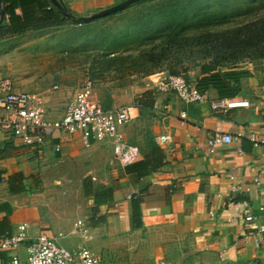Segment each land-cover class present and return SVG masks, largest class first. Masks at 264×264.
<instances>
[{
    "label": "crops",
    "instance_id": "0c3cea01",
    "mask_svg": "<svg viewBox=\"0 0 264 264\" xmlns=\"http://www.w3.org/2000/svg\"><path fill=\"white\" fill-rule=\"evenodd\" d=\"M59 1L80 16L123 0ZM39 4L47 9L53 5L51 0L2 1L4 10L7 7L20 22L24 15L43 14ZM9 24V14H4L0 49L20 36L62 26L18 35L9 32ZM1 51L0 57L5 55ZM4 63L0 58V67ZM202 65L187 78L191 83L197 86L202 77H216L202 91L207 99L199 104L185 106L173 92L150 89L147 77L131 81L124 96L114 100L112 108L134 105L133 117L120 127L136 151L128 164L115 160L109 141L84 147L78 134L58 131L45 146L33 147L0 129V241L27 222L29 239L46 234L67 248L86 245L100 264H264V241L257 247L244 236L248 208L256 223L264 224L260 149L244 136L213 153L206 150L207 138L216 130L264 137V58ZM66 80L54 84L56 92L45 84L26 89L15 84L42 93L49 119H58L79 88ZM92 96L95 99L93 92ZM217 100L248 104L216 108ZM184 109L187 117L181 124ZM3 113L0 108V116ZM164 133L172 136L173 153L155 141ZM10 187L24 189L13 192ZM134 209L142 222L138 227ZM78 220L88 228L86 234L77 227ZM28 241L16 250L22 258ZM9 258L10 252L0 249V264Z\"/></svg>",
    "mask_w": 264,
    "mask_h": 264
},
{
    "label": "rangeland",
    "instance_id": "374dc122",
    "mask_svg": "<svg viewBox=\"0 0 264 264\" xmlns=\"http://www.w3.org/2000/svg\"><path fill=\"white\" fill-rule=\"evenodd\" d=\"M1 50V73L23 88L45 84L56 92L53 85L69 79L75 88L89 84L112 108L131 81L155 71L190 78L206 62L264 58V0H143L20 36Z\"/></svg>",
    "mask_w": 264,
    "mask_h": 264
},
{
    "label": "built area",
    "instance_id": "2783aa9c",
    "mask_svg": "<svg viewBox=\"0 0 264 264\" xmlns=\"http://www.w3.org/2000/svg\"><path fill=\"white\" fill-rule=\"evenodd\" d=\"M146 86L155 91L175 93L185 106L199 104L207 99L206 94L182 74L157 71L147 76ZM53 87L56 88L57 85ZM247 104V101L217 100L213 102L216 108ZM133 107L134 105L127 104L117 108H105L93 98L90 85L84 84L67 102L63 116L58 119H49L42 93L19 89L12 77L0 74V108L4 111L0 116V129L18 137L24 146L43 147L55 132L60 131L66 134H78L84 147H90L96 141H109L115 160L122 164L131 163L136 158V151L126 142L120 127L133 117ZM180 117L181 124H184L187 117L185 109L180 112ZM244 136L254 147L260 149L264 158V137H258L253 132L245 133L242 130L236 134L220 130L212 132L207 138L206 150L213 153L218 146L238 142ZM155 141L168 152H174L175 148L171 146V134H159L155 136ZM230 177L233 178V176ZM255 182L260 183L258 177L255 178ZM237 188L233 186V189ZM244 221L246 240L257 247L260 246L264 241V224L256 223V217L250 208L244 213ZM76 225L83 234L87 233L88 228L82 220H78ZM27 226V222H22L14 233L1 239L0 249L10 252L7 264L101 263V259L86 245L67 248L46 234L29 239L26 232ZM25 241H28L26 257L22 258L16 250ZM158 264H166V262L161 261Z\"/></svg>",
    "mask_w": 264,
    "mask_h": 264
},
{
    "label": "trees",
    "instance_id": "16d2710c",
    "mask_svg": "<svg viewBox=\"0 0 264 264\" xmlns=\"http://www.w3.org/2000/svg\"><path fill=\"white\" fill-rule=\"evenodd\" d=\"M39 8L40 11H43V14H41L40 16H32V14L29 15H24V20L22 22H20V17H16L14 16L13 12H10V10L6 7L4 10V14H9V19H10V24H9V32L11 34H24L27 31H36V30H40V29H44L47 28L51 25H63L66 22H68L66 20V18L59 13V11L53 6L51 5L50 9H47L44 5L39 4ZM159 71H163V70H159ZM202 73H204L206 71L205 69V65H202L201 68ZM157 72V71H155ZM153 72V73H155ZM174 73V72H171ZM152 74V73H150ZM175 74H179V73H175ZM216 75H209L208 78H204L202 77L198 84H197V88L200 91H203L204 88L208 85V83L210 82V80H212L213 78H215ZM187 79V78H186ZM188 80V79H187ZM138 165V164H137ZM140 165V164H139ZM140 167H138L139 169ZM87 187H88V183ZM86 184H85V189H86ZM11 191L15 192V191H21L24 188L23 187H10ZM86 193H88V191L85 190ZM133 206L136 207V204L133 203ZM133 207V208H134ZM134 217H135V226H141L142 222L140 219H138V215L136 214V210L134 209Z\"/></svg>",
    "mask_w": 264,
    "mask_h": 264
},
{
    "label": "water",
    "instance_id": "95a60500",
    "mask_svg": "<svg viewBox=\"0 0 264 264\" xmlns=\"http://www.w3.org/2000/svg\"><path fill=\"white\" fill-rule=\"evenodd\" d=\"M2 1L0 0V24L2 23L3 19H4V8L2 5ZM140 0H123L111 7L102 9L98 12H95L93 14L90 15H75L72 12H70L64 5L62 2H60L59 0H51L52 4L57 8V10L68 20L74 21V22H87V21H91L106 15H109L111 13L123 10L127 7H129L130 5H132L133 3L139 2Z\"/></svg>",
    "mask_w": 264,
    "mask_h": 264
}]
</instances>
